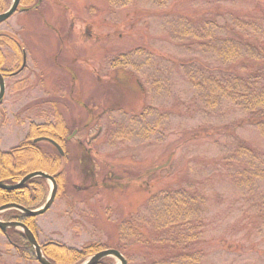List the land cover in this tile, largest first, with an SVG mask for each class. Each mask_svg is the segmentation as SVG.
<instances>
[{
    "label": "rangeland",
    "instance_id": "rangeland-1",
    "mask_svg": "<svg viewBox=\"0 0 264 264\" xmlns=\"http://www.w3.org/2000/svg\"><path fill=\"white\" fill-rule=\"evenodd\" d=\"M25 9L19 4L0 23L26 54L24 69L4 77L0 149L23 141L30 123L56 116L68 135L75 131L61 159L65 186L34 218L38 242L115 249L124 217L147 216L149 198L185 188L200 201L186 226L196 264H264V139L230 100L211 108L200 96L197 66L225 67L207 51L224 32L184 33L202 11L219 9V24L254 16L264 37V0H40ZM3 52L5 69L17 68L12 50ZM50 186L46 180L45 200ZM131 250L127 264H140L141 251ZM0 264L38 263L0 233Z\"/></svg>",
    "mask_w": 264,
    "mask_h": 264
},
{
    "label": "trees",
    "instance_id": "trees-1",
    "mask_svg": "<svg viewBox=\"0 0 264 264\" xmlns=\"http://www.w3.org/2000/svg\"><path fill=\"white\" fill-rule=\"evenodd\" d=\"M10 1L0 0V13ZM20 4L28 9H35L39 5V0H20ZM205 10L213 13L202 11L201 16L197 17V23L187 18L195 26L189 25L184 29V33L191 34L197 39L199 31L206 33L204 37L211 36L212 29L216 27L222 30L224 32L222 36L209 39L207 51L219 55L222 61H225V67L197 66L201 77L196 83L201 92L200 96L211 108L216 107L221 99L230 100L248 113L249 116L244 121L254 125L264 139V37L258 35L262 29L261 25L254 16L230 17L219 24L217 19L224 17V14H221L219 9ZM198 23L201 24L199 27L196 26ZM4 47L10 48L19 62L14 71L22 63L23 48L13 34L0 32V73L6 77L14 71L5 69L7 60L3 52ZM200 63L202 64V61H198V65ZM192 64L189 62V65ZM201 69H206L209 73L205 74ZM187 73L192 78L196 75L192 71ZM69 133L70 129L59 116H56L54 123H30L23 141L8 150L0 149V181L13 184L24 175L40 170L52 175L58 191H61L65 186V174L60 171L62 157L54 148L51 150L41 148L32 140L39 137L50 139L62 148L65 156L64 147ZM237 146L249 150V146L244 143ZM189 191L182 188L174 192H159L149 198L144 207L148 215L150 213L149 221L148 215L139 216L137 220H133L132 216L124 217L117 225L115 249L123 256L131 257V249L138 247L141 251L140 264H196L199 259L198 253L194 252L196 236L192 235L191 227L186 229V226L198 215L200 201L198 194ZM45 196L46 180L34 177L21 188L0 189V205L16 203L28 209H35L44 203ZM0 214L5 221L15 220L24 223L37 238L34 217H27L16 210H7ZM5 237L19 256L26 260L35 259L33 249L21 231L7 229ZM104 247L99 242H91L80 249L55 241L41 243L43 255L54 264H78ZM96 264H113V259L105 257Z\"/></svg>",
    "mask_w": 264,
    "mask_h": 264
},
{
    "label": "water",
    "instance_id": "water-1",
    "mask_svg": "<svg viewBox=\"0 0 264 264\" xmlns=\"http://www.w3.org/2000/svg\"><path fill=\"white\" fill-rule=\"evenodd\" d=\"M19 3H20V0H11V4L8 7V9L0 13V23L4 22L8 18H10L17 11ZM25 63H26V55L23 52L22 64L19 68V71L24 68ZM4 92H5V80H4V77L2 76V74L0 73V102L2 101ZM73 134H74V132L71 133L67 137V139H70L73 136ZM42 140H45V141L49 142L50 144H52L56 148L58 153L60 155H63V151H62L61 147L56 142H54L52 140L45 139V138H37V139H34L33 142H38V141H42ZM34 177H42V178L48 180L51 184L49 195L46 198L45 202L40 207H38L36 209H28V208H25L24 206L16 204V203H6L3 205H0V213L3 211H6V210L14 209V210L19 211L20 213H22L23 215H25L27 217H37V216L45 213L50 208V206L52 205V203L54 201L56 192H57V184H56L55 178L52 175H50L44 171H40V170L32 171V172L24 175L19 181H17L16 183H13V184H8V183L0 181V189L14 190V189L21 188L28 180H30ZM8 228H16V229H19L23 233L27 242L32 247V249L34 251L35 259L39 264H54V263L50 262L43 255L42 250H41V245L38 243L36 237L31 232V230L24 223L19 222V221H2V220H0V231L2 233H5L6 229H8ZM105 257H112L115 260H117L119 262V264H127V260L122 255V253H120L117 249H113V248L102 249V250L94 253L88 259H86L85 261H83L79 264H96L97 262H99L101 259H103Z\"/></svg>",
    "mask_w": 264,
    "mask_h": 264
},
{
    "label": "flooded vegetation",
    "instance_id": "flooded-vegetation-1",
    "mask_svg": "<svg viewBox=\"0 0 264 264\" xmlns=\"http://www.w3.org/2000/svg\"><path fill=\"white\" fill-rule=\"evenodd\" d=\"M12 221V220H11Z\"/></svg>",
    "mask_w": 264,
    "mask_h": 264
}]
</instances>
